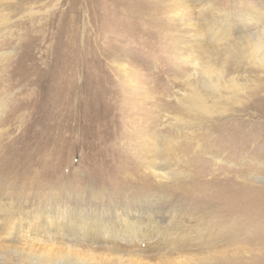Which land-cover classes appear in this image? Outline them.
Masks as SVG:
<instances>
[{"label": "rangeland", "instance_id": "374dc122", "mask_svg": "<svg viewBox=\"0 0 264 264\" xmlns=\"http://www.w3.org/2000/svg\"><path fill=\"white\" fill-rule=\"evenodd\" d=\"M255 9L264 0H0V264H52L43 259L68 248L86 264H264L257 246L221 243L225 228L197 187L215 169L204 160L212 147L201 116L179 104L205 60L224 67L227 47L198 44L210 24ZM232 21L238 35L264 30V17ZM234 64L229 93L240 99L264 70ZM155 134L174 149L173 177L153 173L163 158L145 143ZM248 175L264 193V174ZM127 208L157 222L161 252L52 231L65 213L118 227Z\"/></svg>", "mask_w": 264, "mask_h": 264}, {"label": "bare ground", "instance_id": "6f19581e", "mask_svg": "<svg viewBox=\"0 0 264 264\" xmlns=\"http://www.w3.org/2000/svg\"><path fill=\"white\" fill-rule=\"evenodd\" d=\"M188 9V5H185L183 8L185 11ZM243 13H245V15L238 14L236 18V16H233L234 13L225 11L223 15H221L223 18L217 21L213 20L214 22L210 24L211 28L208 26L211 40L208 41L205 40V38L203 39L202 36L200 37L201 39L198 43L200 45V50H206L207 44H209V49H213L212 51L217 49L218 46L223 48L227 47L226 53H228V56L221 61L224 64V67L221 68L215 63H209L208 59L204 61V64L201 65L200 63L202 70L198 72L197 78L200 80V84L196 85L193 82L190 83L193 93L186 95V99L183 102L182 99L179 104H181L186 111L201 116V122H203L202 124L205 125V127L201 125L198 129L199 136L207 141L205 143L208 146L212 147H208L211 148L212 151H210L211 153H209L208 157L204 158V160H209L205 161V163L208 164H211L210 161H214L215 169L213 170L216 172L214 173V171H212L211 178L208 180L207 184L200 183L197 187L200 186L202 192L208 191L207 199L213 202L214 207L208 208L207 211L216 215L218 219L217 222L225 228L224 239H222L221 243H223L224 246H236L246 243L247 245L251 244V246H257L258 250L261 252L260 254L264 256V193L263 191H258L259 188H255L254 190V187H252L250 183V181L257 180L258 177L256 178L248 175L252 170L256 171L258 175L259 173L264 174V81L262 82L260 80L254 86H251L249 90L244 93V97L242 96L243 98L233 99L234 97L230 96L229 93L231 90V86L229 85L236 80V77L231 76L234 71L229 69L230 65L235 63L234 65L240 66L241 64L242 66V64L248 62L249 65L254 66L256 69L264 70V30L245 32L238 35L236 31L233 30L232 20L235 19L246 22L259 20L261 17H264V11L257 12V9H255L251 14H249V12ZM231 61L233 63H230ZM195 62L197 63V61H194V63ZM155 136L156 134L147 138L148 142L145 143V148L147 150V155L149 150L152 156H154V162H158L159 159L163 158L160 167L153 168V173L159 177V179H164L167 175L171 174L172 176L168 157L170 156L171 150L174 151V149L172 145L166 146L168 141L165 142V138L161 136V140L158 141L154 138ZM178 147L179 146L176 148ZM220 162H228V166L226 167L219 164ZM178 171L174 170V172H176L174 174V179L178 177V175L176 176V174L180 173ZM203 180L200 177V181ZM122 214L125 220H121V225L118 224L117 227L116 220L105 222L101 221L102 219L93 217L86 219L82 213L79 215L83 218L77 215V221L80 222L77 224L74 222L72 223L73 216H71L70 213H65L64 216L59 215L63 217L61 221L52 223V225H55L52 231H58L59 229L64 231L63 227L67 226L66 228L68 231L78 234L79 237L86 238L87 236H91V238H94V241L100 240L103 243L111 241L113 244H117L116 246L122 245L123 242L133 243L130 248L136 249L141 254L151 249L161 252V249H157V239L152 242L153 240L150 238H158L156 235L159 234L160 231H156V226L154 227L155 224L157 225V222L152 220L149 216H147V218H142L143 213L141 212L139 214L134 209L127 208ZM144 219L146 220L145 222L142 221ZM129 220L131 222L127 223ZM44 222L43 223L47 225L45 227L49 229L51 223L46 220ZM103 222L105 224L108 222L109 225H102ZM43 223L39 226H42ZM87 224L94 225V228H87L88 235L85 234L86 229H84ZM35 226L37 227V224H35ZM120 226H123L125 229ZM151 231L154 233V236ZM237 232L239 234H236ZM246 234L250 235L251 239L246 238ZM174 239L175 238H173L172 241ZM206 242L209 243L207 240ZM68 249H62L63 253L55 254L51 259L43 260L46 263L51 262L52 264H86L82 262L81 259L84 257H79L78 255L73 256L70 254L73 250ZM63 254L67 257H59ZM78 254L83 255L84 251L83 254L81 252H78Z\"/></svg>", "mask_w": 264, "mask_h": 264}]
</instances>
